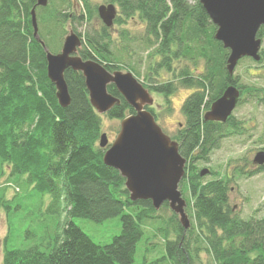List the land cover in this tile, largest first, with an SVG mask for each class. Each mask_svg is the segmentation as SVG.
I'll return each instance as SVG.
<instances>
[{
  "label": "trees",
  "instance_id": "trees-1",
  "mask_svg": "<svg viewBox=\"0 0 264 264\" xmlns=\"http://www.w3.org/2000/svg\"><path fill=\"white\" fill-rule=\"evenodd\" d=\"M104 2L118 8L114 23L120 25L138 17L144 24L145 37L141 40L152 45V54L158 57L154 70L172 72L173 80L149 85L152 91L167 98L176 84L196 88L182 104L184 128L170 137L186 158L179 185L180 190L189 192L186 212L188 209L193 220L184 230L175 213L163 219L150 200L129 199L125 179L103 163L105 148L98 140L100 117L89 101L80 71L65 70L70 103L65 107L58 103L55 85L46 72L45 50L33 35L30 11L35 6L36 18L47 16L52 24L49 37L37 29L49 50L54 39L51 35L62 32L64 38L68 32L65 24L75 31L73 24L82 19L72 1L48 0L46 6H37L36 0H0V172L3 165L9 169L8 180L0 190L7 186L14 191L9 200L0 195V205L8 213L9 236L10 221L15 216L22 219L21 210L38 194L51 195L52 210L63 202L62 219L54 234L42 240L40 247H24L22 242L8 247L7 237L0 264H133L143 233L141 225L153 219L164 221L159 223L166 236V256L162 258L167 257L172 264H191L199 240L211 257L210 264H264V205L261 216L241 217L229 204L228 180H204L205 174L194 167L197 161H209L210 152L219 147L223 128L236 127L232 114L224 123L204 121L203 109L227 85L233 84L240 91L243 88L226 70L228 49L214 38L215 25L198 0ZM82 3L90 19L89 0ZM110 28L102 24L99 37L86 35L87 47L82 45L78 54L97 60L108 71L121 70L108 48ZM103 37L108 40L102 41ZM259 53L263 59L264 50ZM107 91L120 99L105 113L108 117L122 119L134 112L113 84L107 85ZM260 99L264 101V97ZM146 108L156 120L151 106ZM263 171L264 164L257 165L249 174ZM162 206L168 207L166 202ZM115 216L120 217L121 231L107 243L94 241L74 222L75 217L102 222ZM168 225L174 228L173 238L167 237ZM193 234L194 250L189 247Z\"/></svg>",
  "mask_w": 264,
  "mask_h": 264
},
{
  "label": "rangeland",
  "instance_id": "rangeland-1",
  "mask_svg": "<svg viewBox=\"0 0 264 264\" xmlns=\"http://www.w3.org/2000/svg\"><path fill=\"white\" fill-rule=\"evenodd\" d=\"M71 1L75 12L82 15V19L73 24L74 32L81 37L82 45L87 47L86 35L99 37L97 31L103 24L98 17L97 7L100 4H107V2L89 0L92 15L90 19H87V10L82 0ZM58 7L62 8V6ZM116 9L119 15L118 8L116 7ZM36 21L37 29L41 31V35L49 37V29L52 24L48 17L42 15L37 17ZM65 27L67 31L72 28L69 24H65ZM123 30L126 32H122ZM109 33L111 42H109L108 48L112 57L117 59L118 64L121 65V71H130L149 88L153 98L151 108L155 113L156 122L169 137H176L185 126L182 104L196 88L176 84V89L167 98L151 90L149 85L173 80V74L164 70L157 72L154 70L153 62L158 57H154L152 54V45H145L142 42L141 38L145 37L144 24L138 20V17L128 19L126 23L120 25L113 22ZM51 36H54V39H51L49 51L56 53L61 49L63 43L62 32ZM259 37L261 39V52L264 50V25ZM107 40L106 37L102 39V41ZM151 65H153L152 69L150 68ZM233 78L243 87L240 101L232 113L236 127L235 129L223 128L219 147L210 152L209 161H197L194 163V167L196 171L207 169V173L203 176L204 180L215 178L228 180L229 204L235 213L241 217L261 216L264 205V171L253 175L249 173L255 167L252 163L254 155L258 151L264 150V101L260 99L264 97V58L255 61L249 57H243L235 66ZM207 109L209 106L203 109L202 115ZM99 117L101 122L100 133H105L108 143H111L119 130L121 119L110 118L105 113H100ZM8 172V167L3 165V170L0 172V186H5L8 180ZM189 172L190 170H187V174ZM13 192L11 187L6 186L5 189L0 190V195L4 194V198L9 200L13 196ZM180 192L183 198L188 201L190 198L188 190L184 189ZM51 203L52 197L49 193L38 194L36 198L30 200V203L21 210L20 217L22 219L15 216L10 221L12 224L10 236L8 234L10 226L7 218L8 213L0 205V260L7 237L6 245L8 247L17 246L21 242L24 247L35 245L40 247L39 243L42 240L54 234L58 222L62 219L59 213H61L60 209L63 202L60 201L59 206L55 207L54 210L50 209ZM171 213L172 211L167 206H162L157 211V215L163 219H168ZM187 214L192 221L188 209ZM74 222L94 241L99 243L109 242L114 235L121 231L119 216L102 222L75 217ZM163 222L161 219H153L149 220L147 224L141 225L143 233L136 244L133 264H172L167 257L162 258L166 256L165 231L159 229ZM166 231L168 238H173L176 235L171 225L166 227ZM194 236L195 234L192 235V241L189 244L192 250L195 247ZM196 246V257L191 264H210L211 257L204 250L203 243L199 240Z\"/></svg>",
  "mask_w": 264,
  "mask_h": 264
},
{
  "label": "water",
  "instance_id": "water-1",
  "mask_svg": "<svg viewBox=\"0 0 264 264\" xmlns=\"http://www.w3.org/2000/svg\"><path fill=\"white\" fill-rule=\"evenodd\" d=\"M210 21L215 25L214 38L228 49L226 70L233 75L235 66L243 57L260 59L261 39L258 30L264 25V0H198ZM48 0H36L37 6H46ZM99 19L106 27L113 25L117 14L113 3L97 7ZM33 35L46 53V72L55 85L58 103H70L68 86L64 77L66 69L80 71L88 91L89 101L97 113H106L120 103L119 97L107 91L113 84L125 102L134 110L120 121L119 130L111 143L105 133L99 137V146L105 148L102 160L116 169L125 179L124 186L131 201L150 200L158 210L163 203L177 215L184 230L190 226L179 183L184 175L186 158L178 151V143L171 139L146 108L153 98L147 88L130 72L108 71L93 58L83 59L78 54L81 37L70 29L63 38L59 52L49 51L37 34L35 6L31 11ZM240 98L239 89L229 84L222 94L212 101L202 118L204 121L226 122ZM252 163L264 164V150L258 151ZM207 169H202L203 175Z\"/></svg>",
  "mask_w": 264,
  "mask_h": 264
},
{
  "label": "flooded vegetation",
  "instance_id": "flooded-vegetation-1",
  "mask_svg": "<svg viewBox=\"0 0 264 264\" xmlns=\"http://www.w3.org/2000/svg\"><path fill=\"white\" fill-rule=\"evenodd\" d=\"M60 51V50H59ZM58 51V52H59ZM240 91V90H239ZM241 95H242V91H240V98H241ZM239 101H240V99H239ZM239 101H238V103H239ZM214 122H216V121H214ZM255 165V164H254ZM263 165V164H262ZM256 166V165H255Z\"/></svg>",
  "mask_w": 264,
  "mask_h": 264
}]
</instances>
